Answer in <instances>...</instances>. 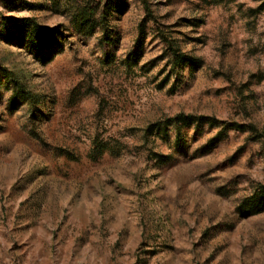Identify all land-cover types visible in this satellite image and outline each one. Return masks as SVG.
I'll return each instance as SVG.
<instances>
[{
	"label": "rangeland",
	"instance_id": "374dc122",
	"mask_svg": "<svg viewBox=\"0 0 264 264\" xmlns=\"http://www.w3.org/2000/svg\"><path fill=\"white\" fill-rule=\"evenodd\" d=\"M256 199L264 0H0V264H264Z\"/></svg>",
	"mask_w": 264,
	"mask_h": 264
},
{
	"label": "trees",
	"instance_id": "16d2710c",
	"mask_svg": "<svg viewBox=\"0 0 264 264\" xmlns=\"http://www.w3.org/2000/svg\"><path fill=\"white\" fill-rule=\"evenodd\" d=\"M73 2V0H70ZM77 2V1H76ZM77 11L83 12L82 8H78ZM17 36L23 38V41H26V36H29L32 38L33 36L37 37V40L35 39H28V44L31 48H35L37 50H41L43 47L42 51H38V53L45 51V47L49 45V43H54V36L53 33L47 32L43 28H40L39 26H33L31 31L28 29H23V27L17 28ZM32 32V33H31ZM31 34V35H30ZM188 57L184 55H178L175 54V60L176 63L185 65L186 61H190V59H187ZM4 79L8 81L7 84L10 86H13L14 89L18 92L20 97L28 102L33 103L35 101V97L32 95L30 91H28L27 87H25V84H23L21 81L18 80V78L13 74V73H7L4 75ZM179 123H182L184 126H191L197 122H201L202 118H199L197 121L193 117H184V116H179L177 119ZM208 119H204V121L201 122V124H205L203 122H207ZM209 124L210 121L208 122ZM230 128H236V125H231L229 126ZM229 129V128H228ZM227 131V129H226ZM257 198V197H256ZM254 208H255V214L263 212L264 211V199L259 200L256 199L254 200Z\"/></svg>",
	"mask_w": 264,
	"mask_h": 264
}]
</instances>
